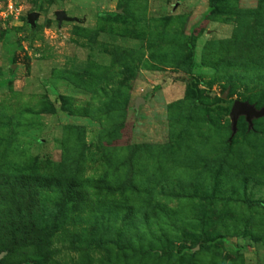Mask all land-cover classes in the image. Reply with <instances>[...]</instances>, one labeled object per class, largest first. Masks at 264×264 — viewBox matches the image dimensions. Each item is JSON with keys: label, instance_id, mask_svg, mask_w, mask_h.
I'll return each instance as SVG.
<instances>
[{"label": "rangeland", "instance_id": "1", "mask_svg": "<svg viewBox=\"0 0 264 264\" xmlns=\"http://www.w3.org/2000/svg\"><path fill=\"white\" fill-rule=\"evenodd\" d=\"M217 7L211 0H0V173L53 175L64 162L65 172L73 167L93 181L120 166L124 180L142 178L151 191L134 196L144 244L159 239L166 252L116 260V243L126 237L102 203L121 199L102 192L96 200L90 190L96 208L71 210L80 216L53 235L44 264H264V118L249 130L241 117L230 138L229 115L237 100L264 104V25L237 15L260 9L264 18V0H218ZM59 9L80 22L59 27ZM237 28L239 47L206 49ZM235 73L242 78L229 85ZM138 97L144 102L136 107ZM45 195L57 202L53 191ZM19 259L3 264H26Z\"/></svg>", "mask_w": 264, "mask_h": 264}, {"label": "trees", "instance_id": "2", "mask_svg": "<svg viewBox=\"0 0 264 264\" xmlns=\"http://www.w3.org/2000/svg\"><path fill=\"white\" fill-rule=\"evenodd\" d=\"M217 3L218 0H211V6L216 11H218ZM237 15L244 19H258L257 23L259 25H256L257 28H259L261 23L264 25V18L260 14V9L240 12ZM114 16L119 17L120 15L115 13ZM260 31L264 32V28L260 29ZM240 32V29L237 28L231 39L221 42H211L206 45V49L209 48L214 51L222 46L239 47L243 35L241 32L239 36ZM252 39L255 42V35H253ZM247 41L250 42V40ZM262 43L264 44V38H262ZM236 61L238 63L240 59L237 58ZM188 62L189 68L187 72L190 74V67L192 66L191 56ZM247 65V69L251 67L250 64ZM241 76V73H235L234 75L227 74L229 85L232 84V81L241 79ZM194 91L197 93V89H194ZM219 102L225 103L226 101L221 98ZM194 103L197 104L198 100L195 99ZM256 103L257 100L254 102L255 107L260 108ZM256 120L253 119V125ZM60 166L62 167L60 173L53 175L25 172L0 173V252H6V255L0 260V264H3L5 257L10 255L19 256V263L41 264L43 262L44 264L45 261L40 260V258L43 257L45 259L44 253L47 251L49 241H51L53 235L59 229H66L65 223L71 222L74 224L76 216H80L72 215L71 210L74 207H80L81 204L83 206L86 204L91 212L96 208L97 202L92 201L89 193L90 190H93L92 195L96 200L101 197L102 192L118 195L121 199L110 203H102L104 208L107 207L111 211V214L116 216L115 220L121 222L119 234L123 233L122 230H124L123 235L126 237V241L123 243L124 246L116 243V260L121 261L124 259L128 254L127 252H131L134 257L142 256L143 258L161 257L162 254L166 253L160 249L161 240L154 239L153 242L146 245L144 244L143 233H140L141 223H139L140 221L137 220V215L135 214L140 211V206L136 203V197L134 196H137V193L144 194L151 192L149 188L144 187L142 178L135 179L133 177L130 181L128 179L124 180V176H121V173H119L121 170L120 166H113L111 164L113 172L111 174L107 173L114 180L111 177L107 178L108 176H104L100 179L88 181L79 177L76 172L77 169L71 166L69 172H65L66 166L64 162ZM51 191L58 194L57 202L54 204L50 203L47 195H45L46 192ZM129 193L134 197V201L127 204L123 199ZM88 199L91 200V205L85 203ZM259 204L263 203L260 202ZM81 209L82 207L78 208V210ZM90 218L92 219V217ZM107 221L109 222V220ZM155 224L158 225L157 223ZM98 242L100 243V241ZM117 242H122L120 237ZM169 256L172 258L173 254L170 253Z\"/></svg>", "mask_w": 264, "mask_h": 264}, {"label": "water", "instance_id": "3", "mask_svg": "<svg viewBox=\"0 0 264 264\" xmlns=\"http://www.w3.org/2000/svg\"><path fill=\"white\" fill-rule=\"evenodd\" d=\"M55 19L58 26L60 27L63 22H80V19L77 17L69 16L64 10H56L54 12ZM36 12H32L27 17V22L31 27L35 26V18L37 17ZM225 95H223V98ZM144 99L138 97L135 100V106L138 107L139 104L143 103ZM230 121H231V136L237 131V123L239 117H244L245 121L248 123L249 129L253 127V119H259L264 117V104L260 108H256L254 104L249 103L248 101H234L230 109ZM5 252H0V260L4 257Z\"/></svg>", "mask_w": 264, "mask_h": 264}]
</instances>
